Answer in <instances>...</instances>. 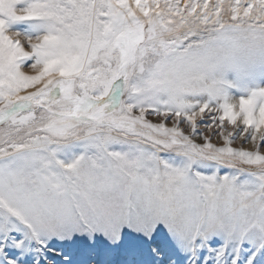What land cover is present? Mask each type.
<instances>
[{
    "label": "snow or ice",
    "instance_id": "6c2138e0",
    "mask_svg": "<svg viewBox=\"0 0 264 264\" xmlns=\"http://www.w3.org/2000/svg\"><path fill=\"white\" fill-rule=\"evenodd\" d=\"M0 264H264V0H0Z\"/></svg>",
    "mask_w": 264,
    "mask_h": 264
}]
</instances>
